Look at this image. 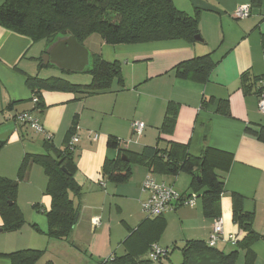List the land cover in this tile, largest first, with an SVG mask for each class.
Returning a JSON list of instances; mask_svg holds the SVG:
<instances>
[{
  "label": "crops",
  "instance_id": "0c3cea01",
  "mask_svg": "<svg viewBox=\"0 0 264 264\" xmlns=\"http://www.w3.org/2000/svg\"><path fill=\"white\" fill-rule=\"evenodd\" d=\"M4 2L0 0V6ZM175 3L187 13L199 11L204 43L191 45L184 40H170L102 45L100 53L105 60L121 63L124 89L114 83L111 91L87 97L47 91L42 96V111L36 108L38 103L26 82L29 76H56L38 69L39 59L51 44L45 40L33 42L0 25V177L19 181L17 204L26 220L19 231L0 232V264H11L4 255L23 249L45 251L37 264H102L110 257L126 255L149 259L153 246L168 251L166 257L153 263L185 264L183 248L188 243H208L216 218L206 217L198 200L193 207L179 204L156 218L142 211L147 194L141 187L147 177L173 186L180 194L191 195L196 193L189 180L178 185L183 175L191 176L152 174L148 167L133 164L128 181H108L102 173L103 165L119 154V149L108 146L110 136L120 140L119 148L134 153L157 143L164 149L168 141H175L186 144L194 157H201L207 147L231 154L229 170L217 172L225 177L218 212L224 235L214 249L229 254L238 244L229 242L228 237L241 241L247 234L233 218V197L239 195L242 209L254 216L253 230L262 236L253 250L256 263L264 264V143L247 132L249 128L264 126V116L258 106L259 85L245 93L242 83L243 75L248 76V85H253L254 78H264V0L259 6H252L251 0ZM243 6H251L250 16L237 19L235 13ZM213 52L218 64L205 80L175 76L173 68L177 64ZM221 101L228 102L227 114L218 111ZM170 102L177 104L178 114L173 133L166 135L161 134L160 128ZM22 113L39 120L57 150L65 149L67 134L77 122L73 136L78 138L75 180L82 193L75 198L79 216L67 241L47 236L49 224L45 215L51 208V198L45 194L48 177L43 167L33 163L26 178L19 179L24 158L46 152L44 134L29 123L18 122ZM134 121L145 124L141 136L133 132ZM159 138L163 141L158 142ZM197 196L201 199L200 193ZM2 225L0 215V228ZM175 251L182 257L174 259ZM245 253L238 249L235 264H245Z\"/></svg>",
  "mask_w": 264,
  "mask_h": 264
},
{
  "label": "trees",
  "instance_id": "16d2710c",
  "mask_svg": "<svg viewBox=\"0 0 264 264\" xmlns=\"http://www.w3.org/2000/svg\"><path fill=\"white\" fill-rule=\"evenodd\" d=\"M252 6H259L262 0H251ZM199 11L187 13L176 6L175 0H5L0 6V25L15 33L25 35L33 42L45 40L53 44L60 36L72 35L80 44L93 34L101 36L103 42L111 46L137 45L159 41L184 40L196 44L200 36ZM218 61L213 53L196 56L183 61L173 68L179 79L203 81L213 71ZM39 59V68L46 69ZM61 74L71 75L60 71ZM91 76L86 84L73 83L66 77L42 79L37 76L27 78V86L38 99L36 108L42 111L44 92H68L82 97L104 94L112 90L113 84L124 89V78L121 63L110 62L101 54H92V66L85 72ZM260 78H254L248 85V76L243 75L242 83L245 93H250L252 86L257 87ZM257 96L260 89L256 88ZM219 113H228V102H219ZM178 107L174 102L167 106L166 114L160 128L161 134L173 133L177 121ZM136 122V121H134ZM132 122V124L134 123ZM131 124V127H132ZM77 122H74L66 138L64 150H57L46 139L44 154L27 155L20 168L19 179L26 178L33 163L43 167L48 184L45 194L51 198V208L46 212L49 229L47 236L58 241H67L79 216L75 198L82 193L81 186L75 180L77 171L70 141L76 134ZM258 141L264 143V126L247 131ZM163 141L161 138L158 142ZM164 149L158 146H147L141 153H134L127 148H119L120 140L110 136L108 146L119 149L115 159H107L103 165V176L113 183H124L133 174V164L148 167L152 174L177 176L187 173L191 176V189L200 193L203 213L206 217L219 218V199L225 189V177L218 170L227 172L232 162L231 154L207 147L201 157L189 154L186 144L168 141ZM196 175L200 176V179ZM19 189L18 180L0 177V215L3 220L2 229L6 232L21 230L26 220L17 204ZM233 218L247 232L239 241L238 247L245 250V264H257L253 250L255 242L262 236L252 228L254 216L242 209L239 195L233 197ZM37 231L36 225H32ZM162 230V228H160ZM157 233V232H156ZM236 248L229 254L217 252L200 241L188 243L183 248L187 264L191 256L202 252L215 253L221 264H235L238 257ZM45 255L44 250L23 249L5 254L11 264H37ZM107 264H154L149 259L126 255L114 258Z\"/></svg>",
  "mask_w": 264,
  "mask_h": 264
},
{
  "label": "built area",
  "instance_id": "2783aa9c",
  "mask_svg": "<svg viewBox=\"0 0 264 264\" xmlns=\"http://www.w3.org/2000/svg\"><path fill=\"white\" fill-rule=\"evenodd\" d=\"M251 6L240 7L236 13L235 17L237 19H244L250 16ZM260 93H259V112L264 116V78L260 79L258 82ZM34 102L37 104L38 99L35 98ZM18 122L29 123L35 130L40 133H43L46 139L52 138L49 134L45 133L43 127L41 126L39 120L36 117H33L29 113H22L17 118ZM133 132L136 136H141L145 130V124L142 122H134L132 124ZM98 138V135L94 137ZM78 142V138L75 136L70 141L69 147L71 150L74 149ZM129 141L128 143H130ZM141 190L143 193L147 194V198L142 202V211L147 214L148 217L156 218L166 214L169 211H172L176 205L182 204L187 206H195L196 200L198 198L197 194H180L177 192L173 186L166 184L164 182L159 183L155 181L151 176L147 177L142 184ZM95 225L98 224L96 220ZM224 235V224L222 218H216L213 224L212 233L210 239L207 243L209 248L214 249L218 242L223 240ZM228 241L236 245L239 243L237 237L229 236ZM168 251L163 250L157 246H153L152 250L149 253V260L151 262H158L167 256ZM114 257H110L105 260L102 264H107L113 262Z\"/></svg>",
  "mask_w": 264,
  "mask_h": 264
},
{
  "label": "water",
  "instance_id": "95a60500",
  "mask_svg": "<svg viewBox=\"0 0 264 264\" xmlns=\"http://www.w3.org/2000/svg\"><path fill=\"white\" fill-rule=\"evenodd\" d=\"M196 43H204L201 36ZM44 66L50 65L66 73H85L92 66V53L72 35L60 36L41 57ZM200 179L199 175H196ZM3 229L0 228V232ZM187 264H221L215 253L202 252L191 256Z\"/></svg>",
  "mask_w": 264,
  "mask_h": 264
},
{
  "label": "rangeland",
  "instance_id": "374dc122",
  "mask_svg": "<svg viewBox=\"0 0 264 264\" xmlns=\"http://www.w3.org/2000/svg\"><path fill=\"white\" fill-rule=\"evenodd\" d=\"M177 1L181 2V0H177ZM40 42H42V40L38 41L37 43H40ZM102 45H107V44L105 42H103L101 36L98 34L91 35L90 37H88L83 42V46H85L93 55L94 54H101L100 50H101ZM109 46H111V45H109ZM114 61H111V62H114ZM38 69H39V72H41V71L42 72H50L51 74L56 75L55 77H62L63 76L61 74V72L54 67H50V68H46V69H40V68H38ZM63 77H66L69 81H71L73 83H81V84L87 83L88 84L91 82V76L87 73H72L71 75H64ZM185 179L189 180V184L191 183V178L188 175H183L182 179L179 181L178 185H181V183L185 182ZM197 200L199 201L198 206H202L201 205L202 204L201 199L197 198ZM30 207L33 210V206H30ZM28 211H29V208H28ZM145 215H147V214H145ZM179 256L182 257V255H180V252L177 251L174 259L177 260ZM154 264H158V263H154Z\"/></svg>",
  "mask_w": 264,
  "mask_h": 264
}]
</instances>
